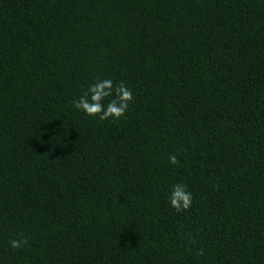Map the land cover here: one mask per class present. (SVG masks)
Returning <instances> with one entry per match:
<instances>
[{"label":"trees","instance_id":"1","mask_svg":"<svg viewBox=\"0 0 264 264\" xmlns=\"http://www.w3.org/2000/svg\"><path fill=\"white\" fill-rule=\"evenodd\" d=\"M0 264H264V0H0Z\"/></svg>","mask_w":264,"mask_h":264},{"label":"clouds","instance_id":"2","mask_svg":"<svg viewBox=\"0 0 264 264\" xmlns=\"http://www.w3.org/2000/svg\"><path fill=\"white\" fill-rule=\"evenodd\" d=\"M108 101L105 104V101ZM135 97L132 90L121 81L115 83L112 79L97 80L95 83L89 84L87 90L75 100L74 107L83 111L91 117H98L100 121L112 120L119 121L126 119V113ZM169 162L172 165H179L180 161L175 155L169 156ZM193 194L188 190L187 186L177 183L173 186L169 202L172 208L178 213L190 210L193 203ZM191 238V234H188ZM13 249H20L28 243L26 239H12L9 241ZM192 243L196 241L192 239ZM202 254V250H200Z\"/></svg>","mask_w":264,"mask_h":264}]
</instances>
